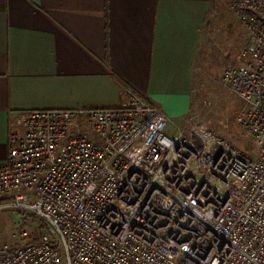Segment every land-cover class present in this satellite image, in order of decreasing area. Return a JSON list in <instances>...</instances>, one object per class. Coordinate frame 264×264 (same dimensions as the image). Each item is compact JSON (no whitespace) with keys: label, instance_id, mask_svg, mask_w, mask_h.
Wrapping results in <instances>:
<instances>
[{"label":"built area","instance_id":"2783aa9c","mask_svg":"<svg viewBox=\"0 0 264 264\" xmlns=\"http://www.w3.org/2000/svg\"><path fill=\"white\" fill-rule=\"evenodd\" d=\"M231 9L249 40L222 84L246 104L257 155L133 89L117 105L28 110L0 164V208L44 229L1 245L0 264H264V0Z\"/></svg>","mask_w":264,"mask_h":264},{"label":"crops","instance_id":"0c3cea01","mask_svg":"<svg viewBox=\"0 0 264 264\" xmlns=\"http://www.w3.org/2000/svg\"><path fill=\"white\" fill-rule=\"evenodd\" d=\"M215 1L0 0V164L32 109L117 105L133 89L183 123Z\"/></svg>","mask_w":264,"mask_h":264},{"label":"rangeland","instance_id":"374dc122","mask_svg":"<svg viewBox=\"0 0 264 264\" xmlns=\"http://www.w3.org/2000/svg\"><path fill=\"white\" fill-rule=\"evenodd\" d=\"M233 0H216L207 19L202 38L200 62L196 63V91L192 112L183 121L202 122L250 156L257 155V147L238 118L246 104L222 84L225 69L238 60L249 40L246 27L234 15ZM40 231V220L28 217L17 208H0V246L25 244ZM25 232V235L22 233Z\"/></svg>","mask_w":264,"mask_h":264},{"label":"trees","instance_id":"16d2710c","mask_svg":"<svg viewBox=\"0 0 264 264\" xmlns=\"http://www.w3.org/2000/svg\"><path fill=\"white\" fill-rule=\"evenodd\" d=\"M120 80L124 83V81L120 78ZM25 214L28 216V217H32L34 219H39L40 220V231L37 235H35L32 240L30 242H39L42 240V231L44 229V222L34 213H31V212H25Z\"/></svg>","mask_w":264,"mask_h":264}]
</instances>
